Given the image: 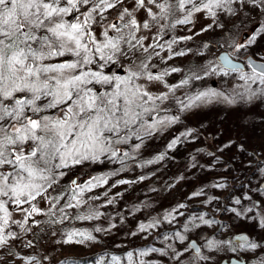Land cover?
I'll return each mask as SVG.
<instances>
[{"label":"snow or ice","instance_id":"snow-or-ice-1","mask_svg":"<svg viewBox=\"0 0 264 264\" xmlns=\"http://www.w3.org/2000/svg\"><path fill=\"white\" fill-rule=\"evenodd\" d=\"M252 14L264 19V0H0V264H16L17 260L44 264L47 255L21 252L35 249L45 237L48 244L59 247L92 244L105 248L96 258L70 264H122V260L152 264L151 259H143L150 254L168 257L173 264H219L217 254L222 251L264 250L260 242L264 237L257 240L241 234L216 239L199 232L191 238L188 233L202 226L220 225L203 213L182 223L183 231L163 235L164 240L177 244L162 248L148 244L126 251L124 257L107 250L121 244L93 235H111L115 225L92 231L55 227L103 215L91 206L88 215L74 214L88 204L82 199L86 190L107 183L99 175L78 183L80 176L94 165H124L135 160L146 141L180 121L182 110L211 102L257 109L264 105V56L249 52L258 36L264 35V23L258 21L259 27L241 42L225 35L231 31L229 17ZM201 17L210 22L193 32L188 26L194 27ZM178 26L192 34H173ZM209 32L212 38L200 41L195 49L181 46ZM189 54L197 56V62L185 67L170 63ZM172 74H180L175 83L167 79ZM210 76L219 77L224 87L195 90L185 98L175 96L177 90ZM173 107L175 114L169 115ZM190 134L191 130L181 136ZM179 142L176 136L167 148ZM231 145L230 141L218 150ZM238 148L245 150L243 145ZM163 159L161 153L146 163ZM260 172L264 175V168ZM226 199L234 206L222 210L233 214V222L256 207L245 193L235 199L229 194ZM246 200L250 207L244 205ZM185 207L179 204L163 221L171 225ZM250 219L264 229V215ZM160 223L154 217L127 235L135 237ZM232 264H245L244 257L238 255ZM258 264H264V258Z\"/></svg>","mask_w":264,"mask_h":264},{"label":"rangeland","instance_id":"rangeland-1","mask_svg":"<svg viewBox=\"0 0 264 264\" xmlns=\"http://www.w3.org/2000/svg\"><path fill=\"white\" fill-rule=\"evenodd\" d=\"M228 20L227 26L232 31L225 35L233 37L236 42H241L244 34L247 37L252 34L259 27L258 21L264 23V19L254 14L247 17H229ZM209 22V19L201 17L196 20L194 27L192 25L188 27L192 28L193 32H197L202 25ZM219 31L217 30L215 33L217 37ZM173 34L191 35L192 33L188 32L187 28L178 26ZM212 36L213 34L209 32L195 36L193 39L212 38ZM229 42L232 41L229 40ZM186 44L187 42L181 46L185 47ZM224 50L222 47L221 51ZM249 52L264 56V35L258 36ZM208 54L209 52H205V55ZM193 58L198 60L197 56L189 54L187 58H177L176 61L170 63H176L183 67ZM163 67L164 65H161V68ZM179 78L180 74H172L167 77L172 83L177 82ZM197 83L199 85L197 90L206 88L221 90L224 87L220 83L219 77L210 76L205 80L197 81ZM186 94H192V91H176L175 96L185 98ZM175 111L176 108L173 107L168 114H175ZM163 115L164 113L161 112V116ZM189 130H191L190 135L181 136V133ZM176 136H180V142L174 148L168 149L167 144ZM230 141L232 142L231 147L224 148L223 151L218 150ZM239 145H243L245 149L243 152L239 150ZM210 152L214 155H208ZM161 153L165 154V159L152 164L146 163L148 160H154L155 156ZM189 154L191 157L184 165L181 161L186 159ZM217 157H219L218 160ZM204 160L206 165L202 167L201 162ZM261 168H264V105L257 109L252 105L229 106L220 102L206 103L188 111L182 110L180 121L169 126L162 135L157 134L151 140L146 141V146L136 154L135 160H128L124 165L116 162L100 166L94 165L88 169L87 175H81L80 180L99 175L106 177L107 183L96 185L90 191L86 190L82 199L88 201V204L77 209L74 214L88 215L91 206L92 209L103 215L93 220L67 221L62 225L57 224L55 227L79 230L85 227L92 231L94 227L107 228L110 225H115L116 227L111 229V235L95 232L93 235L105 241L115 240L121 244L120 248L112 246L107 250L113 254H123L124 256L126 251L148 244L157 248H162L169 243L177 244L176 241L164 240L163 235L174 230L183 231L182 223H187L191 216L202 213L206 214V219L214 217L220 221V225L228 224L229 228H221L220 225L218 229L214 228L215 225L213 228L202 226L200 229L188 233L191 238H196L197 233L202 232L208 238L230 239L234 235L244 234L248 235L250 239L259 240L260 237H264V229L259 228L256 221L250 217L264 215V188L261 187L264 175L260 172ZM113 171H117L118 175H109ZM192 175L199 179L195 184L196 189H194L193 180L189 178ZM141 176H144L145 179H139ZM187 178L189 179L187 180ZM121 180L132 182L121 184L119 183ZM154 180L158 181L153 185ZM192 182L193 184H191ZM170 184L172 188L168 194L163 196L162 190L164 189L166 192ZM218 184H223L225 187L214 186ZM257 187L261 191H255ZM195 192L201 194L194 196ZM241 193L249 195L256 202V207L252 213L233 222L230 219L233 214L222 209L234 206L231 200L226 199L229 194H232V199H235L240 197ZM174 198L176 200L173 202ZM243 203L247 207L251 206L250 201L246 200ZM179 204L186 205L185 208L179 209L183 215H177V219L171 225L163 221V216ZM218 208L221 210L217 211ZM154 217L161 220L157 227L144 233H138L135 237L127 235L129 231H137L140 223H151ZM233 223H235V227H233ZM214 229L218 230L217 234H214ZM145 236L147 239H142ZM129 240L132 243H129ZM260 242L264 243V240H260ZM198 243H203V240ZM42 245H46V247H42L41 251L36 246L32 250H23L21 255L39 254L41 257L47 255L49 259L44 260V264H61L68 257H84L105 251L103 246L92 244L59 247L48 244L47 240H44ZM204 251L207 254V250ZM238 255L247 259L248 264H258V261L264 258V250L257 249L255 252L247 253L242 250L238 253L222 251L217 254V260L220 263L223 259ZM143 259H151L152 264H173L168 257H162L159 254H150V257ZM16 264H20L19 260Z\"/></svg>","mask_w":264,"mask_h":264},{"label":"trees","instance_id":"trees-1","mask_svg":"<svg viewBox=\"0 0 264 264\" xmlns=\"http://www.w3.org/2000/svg\"><path fill=\"white\" fill-rule=\"evenodd\" d=\"M230 29V28H229ZM232 31V30H231ZM210 38H204V37H201V38H197V39H193L192 41H188L187 42V44L185 45V47H193L194 49H195V46L200 42V41H207V40H209ZM229 43H231V42H229ZM230 50V49H229ZM214 51V50H213ZM205 52H209L208 50H205ZM189 62H192V63H195V62H197L196 61V59L195 58H193L191 61H189ZM189 62L188 63H186L183 67H185V66H187L188 64H189ZM197 87H199V85H198V83L197 82H195V86H193V85H190V86H186V87H184V88H182V89H179V90H177V91H180V90H184V91H194V90H197ZM190 157H191V154H189L188 155V157L186 158V159H184L183 161H181L184 165L185 164H187L188 163V161H189V159H190ZM206 165V161L204 160V161H202L201 162V166L203 167V166H205ZM158 173H160V172H158ZM189 178H191V180H193V182H194V184H193V182L191 183V184H193L194 185V189H196V183L199 181V179L196 177V176H194V175H192V176H189ZM189 178H187V180L189 179ZM84 179H86V180H88L89 179V177H87V178H84ZM158 180H154L153 181V185L154 184H156V182H157ZM172 184V183H171ZM169 185L168 187H167V191L165 192V190L163 189L162 190V192H161V194L163 195V196H165L166 194H168L169 193V191H170V188H172V185ZM190 184V185H191ZM159 185V184H158ZM161 187L163 188V186L161 185ZM171 191H172V189H171ZM174 200H176V198H174L172 201L174 202ZM214 228H219V225H215L214 226ZM216 229V230H217ZM80 230H87V231H90V230H88L87 228H85V227H82ZM218 233V230L217 231H215L214 232V234H217ZM213 235V234H212ZM46 241L47 240V237H45L42 241H41V243L40 244H37V248L41 251L42 250V244H43V241ZM111 252V251H110ZM104 253V252H103ZM102 252H96V253H93V254H90V255H87V256H84V257H71V258H67L65 261H67V262H69V264H70V262L71 261H73V260H79V259H87V258H96V257H98V256H100V255H102L103 254ZM113 254V253H112ZM120 256H122V257H124V255L123 254H120ZM122 264H127V262H126V260H122Z\"/></svg>","mask_w":264,"mask_h":264},{"label":"water","instance_id":"water-1","mask_svg":"<svg viewBox=\"0 0 264 264\" xmlns=\"http://www.w3.org/2000/svg\"><path fill=\"white\" fill-rule=\"evenodd\" d=\"M246 38H247V36L244 34L242 39L244 40ZM85 181H87V180L86 179L80 180V178H79L78 183H83ZM261 187L264 188V182L261 184ZM235 259H236V257H231L230 259H223L219 264H232L233 260H235ZM245 264H246V260H245Z\"/></svg>","mask_w":264,"mask_h":264},{"label":"flooded vegetation","instance_id":"flooded-vegetation-1","mask_svg":"<svg viewBox=\"0 0 264 264\" xmlns=\"http://www.w3.org/2000/svg\"><path fill=\"white\" fill-rule=\"evenodd\" d=\"M237 258V257H236ZM230 259V258H229ZM245 259V258H244ZM246 260V264H248V261H247V259H245ZM252 263V262H251ZM253 264V263H252Z\"/></svg>","mask_w":264,"mask_h":264}]
</instances>
